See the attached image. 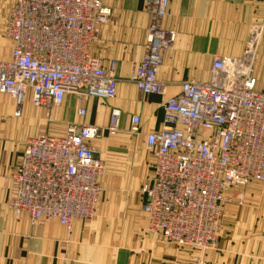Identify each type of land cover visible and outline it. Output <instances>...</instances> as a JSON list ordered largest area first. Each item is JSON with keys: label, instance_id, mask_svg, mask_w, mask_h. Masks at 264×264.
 <instances>
[{"label": "built area", "instance_id": "built-area-1", "mask_svg": "<svg viewBox=\"0 0 264 264\" xmlns=\"http://www.w3.org/2000/svg\"><path fill=\"white\" fill-rule=\"evenodd\" d=\"M170 1L143 0L146 39L128 75L141 95H165L157 73L175 40L162 27ZM6 3L10 51L0 62V95L12 98L16 116L28 93L31 105L44 109L59 106L67 94L79 101L114 98L116 62L105 67L91 53L111 19L103 0H0ZM262 31L253 29L241 57H214L208 82L182 83L161 104L160 130L145 137L153 158L152 174L139 191L146 230L177 248H214L226 193L264 183V93L254 76ZM76 115L84 117V108ZM120 116L112 108L104 129L76 124L59 137L25 140L11 177L8 207L14 215L26 214L32 225L55 221L67 232L74 221L93 219L105 167L91 142L116 136ZM139 124V117L130 118L131 135H138Z\"/></svg>", "mask_w": 264, "mask_h": 264}, {"label": "crops", "instance_id": "crops-1", "mask_svg": "<svg viewBox=\"0 0 264 264\" xmlns=\"http://www.w3.org/2000/svg\"><path fill=\"white\" fill-rule=\"evenodd\" d=\"M111 11L110 23L91 45V53L107 67L116 62L113 99L79 101L65 95L46 123L44 108L31 107L15 115L11 97L0 95V264H264V184L250 182L244 192L229 191L223 205L221 231L214 248H177L146 230L141 211L140 185L152 174L153 158L145 137L161 128L162 102L180 92L184 82H208L216 56L241 57L254 28L262 27L255 53L257 90L264 81V0H171L163 19L164 30L175 34L162 54L157 80L165 95H141L128 82L140 62L149 17L143 0H103ZM10 4H2L0 10ZM10 44L0 50V62L9 59ZM256 68H258L256 72ZM84 108L85 116L76 115ZM120 111V131L91 146L106 167L99 178L105 193L96 215L74 221L70 232L58 222L32 225L28 216L16 217L8 207L11 177L20 161L23 143L37 135L59 137L69 125L104 129L109 111ZM140 119L138 135L129 133L130 118ZM256 190V194H251Z\"/></svg>", "mask_w": 264, "mask_h": 264}, {"label": "rangeland", "instance_id": "rangeland-1", "mask_svg": "<svg viewBox=\"0 0 264 264\" xmlns=\"http://www.w3.org/2000/svg\"><path fill=\"white\" fill-rule=\"evenodd\" d=\"M9 6L5 5V7H3L1 10H0V50L2 49V51H6V49L9 47V41L6 39L5 35H4V25H5V22H6V18H7V12L9 10L8 8ZM107 26V25H106ZM256 63V62H255ZM258 68H256V72H257ZM262 89H264V81L262 83V85H260ZM31 107L30 103L29 102H26L22 105L21 107V110H20V113L21 111H24V110H27ZM57 108V106L55 107H52L50 109H44L45 110V119L47 120L46 123H51V124H54L55 122V118L53 117V112L54 110ZM49 123V124H50ZM68 127V126H67ZM66 127V129H67ZM65 129V130H66ZM103 138H111L107 135H103L101 136L100 139H103ZM99 139V140H100ZM105 167V165H104ZM105 172H106V167H105ZM105 174V173H104ZM261 184H264V183H261ZM141 186V185H140ZM102 187V196L103 194L105 193V190L103 189V186L101 185ZM139 191H140V188H139ZM231 191H234V193L236 192H244V187L242 188H235L234 190H231ZM251 194H256L257 191L256 190H251L250 191ZM143 214V213H142ZM144 216V215H143ZM145 219V218H144ZM145 225H146V221H145Z\"/></svg>", "mask_w": 264, "mask_h": 264}, {"label": "bare ground", "instance_id": "bare-ground-1", "mask_svg": "<svg viewBox=\"0 0 264 264\" xmlns=\"http://www.w3.org/2000/svg\"><path fill=\"white\" fill-rule=\"evenodd\" d=\"M1 6H2V5H1ZM1 6H0V7H1ZM8 8H9V7H8Z\"/></svg>", "mask_w": 264, "mask_h": 264}]
</instances>
